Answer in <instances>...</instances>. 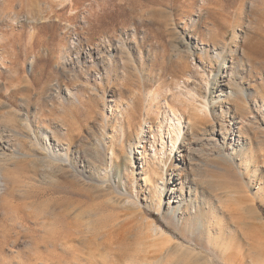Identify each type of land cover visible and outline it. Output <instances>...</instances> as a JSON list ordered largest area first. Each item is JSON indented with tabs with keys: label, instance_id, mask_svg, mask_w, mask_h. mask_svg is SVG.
Returning <instances> with one entry per match:
<instances>
[{
	"label": "rangeland",
	"instance_id": "obj_1",
	"mask_svg": "<svg viewBox=\"0 0 264 264\" xmlns=\"http://www.w3.org/2000/svg\"><path fill=\"white\" fill-rule=\"evenodd\" d=\"M196 29L226 38L249 90L242 127L234 108L213 115L220 68L205 55L184 61L193 75L160 74ZM243 42H264V0H0V264H191L195 244L172 223L196 221L205 248L212 228L220 251L198 264H264V71L244 65ZM194 116L205 124L190 166L176 147L149 171L152 132L171 149ZM178 166L194 215L172 220L155 192Z\"/></svg>",
	"mask_w": 264,
	"mask_h": 264
},
{
	"label": "bare ground",
	"instance_id": "obj_2",
	"mask_svg": "<svg viewBox=\"0 0 264 264\" xmlns=\"http://www.w3.org/2000/svg\"><path fill=\"white\" fill-rule=\"evenodd\" d=\"M195 33L196 36H198V38L194 37L189 33L184 34V37H182L181 40V44L178 47V54L180 56L179 60L175 61V63L172 64L171 66H165V64H163L160 68V74L165 75L166 73L169 72H173V73L178 72L180 74L182 73L183 75H185L186 73L193 75V72L186 67L187 65L184 64V61L195 56L197 52H200L202 55H205V57L208 58L207 60L210 61V63L212 62L211 64H214V67L220 68L219 74L216 75L213 82L214 83L213 89H215V91L211 92V97H212L211 103L213 105L212 108L214 107L212 109L213 115L217 116L218 109L221 110L223 115L224 113L228 114L234 108V110L236 109L240 114L238 118L236 117L233 118L234 123L242 127L244 122L248 120V117L253 118V116L250 115L251 112H249L248 108L246 107L247 100L244 96L245 94H247L249 90L247 89L246 86L247 83H242V81H239V79L241 78V74H235L239 72L238 65H236L235 62H232L231 64H227L228 61L226 59L227 44L225 43L226 38H223L221 40L216 39L215 36H212L208 32L207 34H202L201 32H199V29H196ZM241 49H243L242 59L244 65L249 66V64L254 63L263 73L264 70L262 69H264V42L252 46L249 45L247 42H243L239 47V51H241ZM237 50L231 49L233 53L235 52L237 53ZM256 91L259 94V96L255 97V106L257 108L256 113L259 114V112H261L263 114L262 116H264V83H260ZM215 92L217 93V95L213 96ZM261 94L262 96H260ZM230 96H234L233 101L229 99ZM172 112L176 116H179V113L174 108H172ZM181 117H179V120H181ZM189 119L192 121V124L184 134L181 144L177 145L178 136L173 137L171 141L173 146L171 147V149H167L163 137L157 139L158 134L152 132L153 137L152 140L150 138L149 141L151 144H153L152 149H154V160L152 162L146 161L149 171L158 174L160 169L159 166L161 164L166 165L167 160H169L170 158L169 155L164 156L165 151L168 150L169 154H172L176 149V147H177V151H176L177 161H179V163L183 166V169H187L190 166L191 161L194 160L193 155L195 153V147L199 145L202 140V138L198 134V130H200L202 124L205 123H203L204 119L201 117L194 116V117H190ZM140 132L141 133L143 132L142 126L140 127ZM172 133L175 134V131H173ZM212 134L214 136L215 135L217 136V130L215 129V127L212 129ZM159 140L161 142V149H159L158 145L155 147V144H158ZM143 149L144 151L142 152V155L147 152L145 146H143ZM60 159H62L63 161L66 160L64 159V157H61ZM51 166H56V163L52 162ZM180 168L181 167L179 166L178 168H176L177 172L180 173L175 174L174 173L175 169L172 170L171 174L169 173L172 180L169 182V188L165 192H158V190H156L155 192L156 195H160V194L165 195L168 205V210L166 211L165 215L171 218L172 220H175V218H177L178 215L182 214V211L187 212V215H192V216L194 215L188 210L189 208L183 209L182 187L184 184V180H183L184 175L182 174V172L184 170L179 171ZM210 211L212 213V219L216 220V216H215L216 208L214 205H212ZM243 215H241L242 218ZM235 223L239 227L242 225L241 221H236ZM199 224L200 223L198 221L192 222L191 226L195 227L196 229H193L192 231H188L186 230V228L189 225L188 222H184L182 226H179L178 223L175 222L172 223V228L174 231L178 232L183 239H189L195 244L193 250H188L186 253L187 256L189 257L191 264H198L201 260H204V262H208V259H206V257L204 256L206 252L211 251L214 254L220 252L217 250V245L213 243L211 239V237L216 233L215 230L212 228L209 230L210 235L207 242V249L205 248L202 241L198 238V234L200 232ZM4 235L6 236L7 234ZM169 243H172V241L169 240ZM171 248L172 247H170L169 250H171ZM197 248H200L201 251H197ZM222 250H223L222 254L227 255V252L231 250L230 243L224 244ZM245 255H246L245 250L241 248L240 260L243 261L245 259ZM229 264H239V260L232 259V261Z\"/></svg>",
	"mask_w": 264,
	"mask_h": 264
}]
</instances>
